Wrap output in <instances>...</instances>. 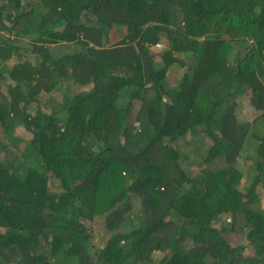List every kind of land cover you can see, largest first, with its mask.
<instances>
[{
	"label": "trees",
	"instance_id": "16d2710c",
	"mask_svg": "<svg viewBox=\"0 0 264 264\" xmlns=\"http://www.w3.org/2000/svg\"><path fill=\"white\" fill-rule=\"evenodd\" d=\"M261 185L264 0H0V264H264Z\"/></svg>",
	"mask_w": 264,
	"mask_h": 264
},
{
	"label": "rangeland",
	"instance_id": "374dc122",
	"mask_svg": "<svg viewBox=\"0 0 264 264\" xmlns=\"http://www.w3.org/2000/svg\"><path fill=\"white\" fill-rule=\"evenodd\" d=\"M247 43L249 44V42H247ZM241 49H242L243 52H246V50H247L243 45L241 46ZM170 79L173 80V78H170ZM169 83H170V85L173 84L172 81H170ZM244 100H245V97L242 95V96H241V101H242L243 104H244ZM253 143H254V141L251 142V144H253ZM252 147H253V146H252ZM247 149H248V150H247ZM247 149H246L247 151L245 152L246 155L249 154V150L251 149V146H249ZM251 151H252V150H251ZM251 151H250V153H251ZM253 151H254V150H253ZM246 155H245V156H246ZM261 186H262V187H259V194H261V195H260V200H261L262 206H264V185H261Z\"/></svg>",
	"mask_w": 264,
	"mask_h": 264
},
{
	"label": "water",
	"instance_id": "95a60500",
	"mask_svg": "<svg viewBox=\"0 0 264 264\" xmlns=\"http://www.w3.org/2000/svg\"><path fill=\"white\" fill-rule=\"evenodd\" d=\"M237 54H238V49L236 48L230 55V61L232 63H234L236 61Z\"/></svg>",
	"mask_w": 264,
	"mask_h": 264
}]
</instances>
